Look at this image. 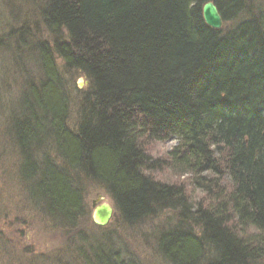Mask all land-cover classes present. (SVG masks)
I'll return each instance as SVG.
<instances>
[{"label":"trees","instance_id":"trees-1","mask_svg":"<svg viewBox=\"0 0 264 264\" xmlns=\"http://www.w3.org/2000/svg\"><path fill=\"white\" fill-rule=\"evenodd\" d=\"M208 1L221 29L204 19ZM42 2L52 43L10 31L40 71L9 125L32 198L73 229L91 181L128 225L173 213L157 235L170 264H264V0ZM100 248L87 264H136Z\"/></svg>","mask_w":264,"mask_h":264},{"label":"rangeland","instance_id":"rangeland-1","mask_svg":"<svg viewBox=\"0 0 264 264\" xmlns=\"http://www.w3.org/2000/svg\"><path fill=\"white\" fill-rule=\"evenodd\" d=\"M42 0H0V264H87L92 260L93 248H112L123 259L136 264H170L157 249V235L173 221V213L166 210L156 217L135 226L126 224L111 195L94 182L85 184L86 215L73 229L46 214L42 204L32 198L30 184L21 178V155L13 135L9 132L13 117L20 113L25 79L40 75L34 59H28L27 47L17 49L12 29H26L29 43L42 40L53 42L41 16ZM32 56V55H31ZM30 56V57H31ZM59 67L67 83L86 89L87 80L81 72H72L59 60ZM77 93L71 94L70 122L74 125L80 115ZM176 144L171 138L157 143L155 156L165 153ZM164 175L170 176L169 171ZM183 183L188 179L180 178ZM29 185V186H28ZM191 186H189L190 188ZM114 207V214L105 226L92 219L93 201ZM101 249V248H100Z\"/></svg>","mask_w":264,"mask_h":264},{"label":"water","instance_id":"water-1","mask_svg":"<svg viewBox=\"0 0 264 264\" xmlns=\"http://www.w3.org/2000/svg\"><path fill=\"white\" fill-rule=\"evenodd\" d=\"M203 15L206 23L215 29L223 27V19L218 10V7L213 1H208L203 6ZM102 197L93 201L94 210L92 212V219L95 224L105 226L111 220L114 214V207L109 203H101Z\"/></svg>","mask_w":264,"mask_h":264}]
</instances>
